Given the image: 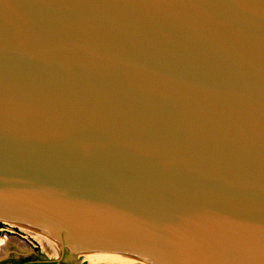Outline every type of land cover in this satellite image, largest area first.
<instances>
[{"label": "water", "instance_id": "obj_1", "mask_svg": "<svg viewBox=\"0 0 264 264\" xmlns=\"http://www.w3.org/2000/svg\"><path fill=\"white\" fill-rule=\"evenodd\" d=\"M1 219L60 256L264 264V0H0Z\"/></svg>", "mask_w": 264, "mask_h": 264}, {"label": "rangeland", "instance_id": "obj_2", "mask_svg": "<svg viewBox=\"0 0 264 264\" xmlns=\"http://www.w3.org/2000/svg\"><path fill=\"white\" fill-rule=\"evenodd\" d=\"M0 238L4 241L5 248L0 251V264H13V261L24 257L32 261L52 260L59 256L60 260L55 264H87V255H72L60 251L56 256L46 255L39 242L28 232L22 230L11 222L0 220ZM136 264H139L136 262Z\"/></svg>", "mask_w": 264, "mask_h": 264}, {"label": "bare ground", "instance_id": "obj_3", "mask_svg": "<svg viewBox=\"0 0 264 264\" xmlns=\"http://www.w3.org/2000/svg\"><path fill=\"white\" fill-rule=\"evenodd\" d=\"M4 221L11 222L17 225L22 230L30 233L39 242L42 251L46 255L56 256L60 251L52 244V242L45 235L33 229L29 225L19 221H12V220H4ZM3 242L4 241L2 240V238H0V249H2L3 245L5 246ZM4 246L3 249L5 248ZM86 257H87V264H136V262L127 259L125 257H121L114 254H107V253L90 254L87 255Z\"/></svg>", "mask_w": 264, "mask_h": 264}, {"label": "trees", "instance_id": "obj_4", "mask_svg": "<svg viewBox=\"0 0 264 264\" xmlns=\"http://www.w3.org/2000/svg\"><path fill=\"white\" fill-rule=\"evenodd\" d=\"M13 264H54V261L52 260H35L32 261L27 257L22 258L19 261H13Z\"/></svg>", "mask_w": 264, "mask_h": 264}, {"label": "flooded vegetation", "instance_id": "obj_5", "mask_svg": "<svg viewBox=\"0 0 264 264\" xmlns=\"http://www.w3.org/2000/svg\"><path fill=\"white\" fill-rule=\"evenodd\" d=\"M19 261V260H18ZM54 264H55V262H54Z\"/></svg>", "mask_w": 264, "mask_h": 264}]
</instances>
